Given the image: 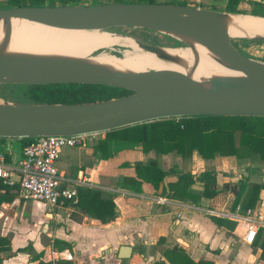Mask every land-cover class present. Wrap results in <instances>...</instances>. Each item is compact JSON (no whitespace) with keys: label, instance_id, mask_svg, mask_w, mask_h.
Instances as JSON below:
<instances>
[{"label":"water","instance_id":"95a60500","mask_svg":"<svg viewBox=\"0 0 264 264\" xmlns=\"http://www.w3.org/2000/svg\"><path fill=\"white\" fill-rule=\"evenodd\" d=\"M237 14L253 15L166 2L0 7V85L100 84L129 91L107 100L82 103L0 99V138L71 136L172 117H264V61L241 54L231 43L232 38L264 42V35L230 36L228 26ZM20 20L66 29L150 30L176 43L164 46L129 38L137 48L179 64H184L183 60L166 49L183 45L193 53L198 45L219 64L241 74L193 79L166 71L115 68L94 61L91 55L9 49L12 26ZM195 63L194 56L191 69ZM261 173L264 181V170ZM238 184L211 187L236 194ZM163 186L164 178L158 194ZM130 250L129 246H120L117 257L127 258Z\"/></svg>","mask_w":264,"mask_h":264},{"label":"crops","instance_id":"0c3cea01","mask_svg":"<svg viewBox=\"0 0 264 264\" xmlns=\"http://www.w3.org/2000/svg\"><path fill=\"white\" fill-rule=\"evenodd\" d=\"M178 1L206 8L197 4L200 0ZM255 1L241 0L236 6L251 8ZM85 138L82 146L59 149L56 169L64 183L96 189L102 197H110L111 218L104 222L93 218L75 206V199H59L52 209L40 201L23 200L17 194L18 174L13 172L14 187L0 188V238L7 242L6 249L0 250V264H171L179 262L176 253L194 264H264V229L257 231L252 242L244 241V226L221 214L231 215L235 210L211 209L203 196L196 203L167 197V203L155 201L157 196L165 197L162 192H167V184L176 180L172 169L192 176L209 170L215 175V184L222 185L231 182L220 180L227 172L244 175L239 163L242 158L215 152L206 159L195 150L183 159L174 151L144 152L139 144L119 140L116 132L109 130L87 133ZM101 139L106 145L96 150ZM3 146L10 156L4 163L14 167L19 151H13L11 142ZM149 162L169 173L163 177L165 186L160 194V183L153 186L140 180L139 191L122 185L123 178L136 177L135 163ZM190 189L200 192L202 185L196 181ZM258 197L264 200V189ZM122 245L131 248L127 258L117 257ZM63 249L71 255L70 260L56 258Z\"/></svg>","mask_w":264,"mask_h":264},{"label":"trees","instance_id":"16d2710c","mask_svg":"<svg viewBox=\"0 0 264 264\" xmlns=\"http://www.w3.org/2000/svg\"><path fill=\"white\" fill-rule=\"evenodd\" d=\"M80 1L82 0H5L3 7L41 6L45 2H48V5L79 4ZM109 1L156 2L155 0ZM239 1L241 0H225L223 10L264 17V12L237 9L236 5ZM169 3L188 4L184 1ZM251 4L254 7H264V0H256ZM210 8L215 9L213 6ZM172 42L175 41L172 40ZM0 86L18 90L23 101L28 103L93 102L129 93V91L121 88L100 84H7ZM109 131H115L119 140L139 144L144 152L149 149H154L158 153L174 151L182 159L189 157L192 150H195L201 158L206 159L211 158L215 152L222 156L231 155L236 158H247L251 154H255L260 160L264 161V117L211 115L172 117L133 124ZM7 139L17 143V151H19L20 156L22 148L32 140V138H0V153H2L5 162L10 160L8 150L3 146L4 141ZM105 145L106 141L101 139L95 149L99 150ZM134 168L136 177H126L122 180V185L132 191L140 190V180L158 186L162 178L169 174L149 164L135 163ZM172 173L176 174V180L167 184V192L163 191V196L192 203H196L200 196H203L208 198V207L211 209L221 207L225 211H233L238 207L242 211L246 208H252L258 200L259 191L264 189V181L240 180L238 192L233 194L228 190H218L211 187L216 183L212 171L205 170L196 176L189 173H178L174 169H172ZM196 181L203 183L200 192L190 189V186ZM10 186L14 187V184L12 183ZM4 187L6 185L0 182V188ZM75 190L76 195L73 198L75 199V206L90 214L93 218L104 222L107 217L113 214V203L110 197L104 198L98 190L88 187H75ZM6 243L4 238H0V250L6 249ZM179 254H175L178 255L179 262H172L171 264H194L186 256ZM151 264L165 263L156 261Z\"/></svg>","mask_w":264,"mask_h":264},{"label":"bare ground","instance_id":"6f19581e","mask_svg":"<svg viewBox=\"0 0 264 264\" xmlns=\"http://www.w3.org/2000/svg\"><path fill=\"white\" fill-rule=\"evenodd\" d=\"M231 19L228 34L232 37L264 35V17L262 16L237 14L233 15ZM114 45L129 47L130 50L124 51L120 57L99 52L96 55H91V58L100 64H107L115 68L166 71L189 75L193 79L212 75L241 74L219 64L203 47L198 45L193 51L195 55L187 47H168L166 51L183 60L184 64H179L137 48L129 37L95 28H56L20 20L12 26L8 41L9 49L49 51L74 56H89L94 49L109 48ZM194 56L196 63L191 69Z\"/></svg>","mask_w":264,"mask_h":264},{"label":"built area","instance_id":"2783aa9c","mask_svg":"<svg viewBox=\"0 0 264 264\" xmlns=\"http://www.w3.org/2000/svg\"><path fill=\"white\" fill-rule=\"evenodd\" d=\"M85 134L71 136L46 135L32 138L21 150V156L14 167L4 163L0 153V182L11 185V175L17 172V194L23 200H36L42 202L47 209L56 206L59 199L72 200L76 195L75 186L64 183L58 174L56 161L59 149L63 146L76 147L85 143ZM156 203H167L166 197L157 196ZM231 216L236 222L244 226L243 240L252 242L259 229H264V200L256 201L252 208L240 210L236 207ZM56 258L70 260L71 255L66 249L56 253Z\"/></svg>","mask_w":264,"mask_h":264},{"label":"rangeland","instance_id":"374dc122","mask_svg":"<svg viewBox=\"0 0 264 264\" xmlns=\"http://www.w3.org/2000/svg\"><path fill=\"white\" fill-rule=\"evenodd\" d=\"M157 3L162 2H176L178 0H155ZM110 2L109 0H82L79 2V4L89 5V4H101ZM173 4V3H172ZM200 6H205L206 8H210L211 6L215 7L217 10H223L224 7V1L220 0H200V2L197 3ZM5 5V0H0V7H3ZM43 5H48V2H45ZM66 5H72V3L66 4ZM237 9H244L246 11H259L264 12V7H251L247 8L243 5L236 6ZM110 33H116L123 36H127L142 42L151 43V44H158V45H164V46H171V42L169 39H167L164 35L153 32L150 30H145L141 28H131V27H119V28H111L107 30ZM103 33V32H102ZM97 34V33H95ZM107 34V33H106ZM94 35V34H93ZM246 40V41H245ZM247 39H241V38H232L231 43L232 45L243 55L249 56L251 58L264 61V42H255L250 41ZM179 46V45H178ZM184 47L183 45H180ZM126 50H130L129 47L121 46V45H114L109 48H97L90 52L89 55H96L99 52H105L110 55L120 57L122 53ZM9 99L19 102H24L23 98L20 96L18 90H14L13 88L8 87H2L0 86V99ZM13 143V151H17V143L13 140H5L4 143ZM7 146V145H6ZM241 166L243 167L242 173L244 175H240V177H236L231 175L230 172H227L226 174L222 175L220 180L227 179L228 182H237L239 180H245V181H263L262 178V171L264 170V161L260 160L257 155L251 154L247 158H242L239 162ZM222 184V183H220Z\"/></svg>","mask_w":264,"mask_h":264},{"label":"flooded vegetation","instance_id":"af4514ba","mask_svg":"<svg viewBox=\"0 0 264 264\" xmlns=\"http://www.w3.org/2000/svg\"><path fill=\"white\" fill-rule=\"evenodd\" d=\"M171 42V44H173V42L172 41H170Z\"/></svg>","mask_w":264,"mask_h":264}]
</instances>
